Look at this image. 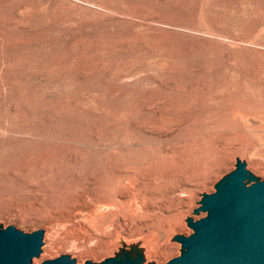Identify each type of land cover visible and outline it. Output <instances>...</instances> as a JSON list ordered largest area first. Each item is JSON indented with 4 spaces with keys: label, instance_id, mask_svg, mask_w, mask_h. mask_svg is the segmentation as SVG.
Listing matches in <instances>:
<instances>
[{
    "label": "rangeland",
    "instance_id": "obj_1",
    "mask_svg": "<svg viewBox=\"0 0 264 264\" xmlns=\"http://www.w3.org/2000/svg\"><path fill=\"white\" fill-rule=\"evenodd\" d=\"M238 159L264 179V0H0V226L43 230L32 264H165Z\"/></svg>",
    "mask_w": 264,
    "mask_h": 264
},
{
    "label": "water",
    "instance_id": "obj_2",
    "mask_svg": "<svg viewBox=\"0 0 264 264\" xmlns=\"http://www.w3.org/2000/svg\"><path fill=\"white\" fill-rule=\"evenodd\" d=\"M195 212L187 218L189 235H176L180 254L165 264H264V179L259 180L246 163L237 160L234 170L215 184V191L203 194ZM43 230L23 232L13 225L0 226V264H32L41 253ZM141 254L124 253L101 262L84 264H140ZM39 264H76L68 254ZM151 264V263H148Z\"/></svg>",
    "mask_w": 264,
    "mask_h": 264
},
{
    "label": "bare ground",
    "instance_id": "obj_3",
    "mask_svg": "<svg viewBox=\"0 0 264 264\" xmlns=\"http://www.w3.org/2000/svg\"><path fill=\"white\" fill-rule=\"evenodd\" d=\"M45 231H46V230H45ZM49 231H50V228L47 229V234L49 233Z\"/></svg>",
    "mask_w": 264,
    "mask_h": 264
}]
</instances>
